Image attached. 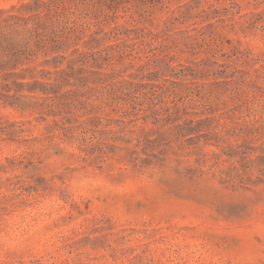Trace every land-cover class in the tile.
I'll return each instance as SVG.
<instances>
[{"label": "rangeland", "instance_id": "374dc122", "mask_svg": "<svg viewBox=\"0 0 264 264\" xmlns=\"http://www.w3.org/2000/svg\"><path fill=\"white\" fill-rule=\"evenodd\" d=\"M27 1L0 0V12ZM140 7L119 9L115 23L139 26ZM216 10L158 39L173 77L138 92L141 112L125 128L97 111L96 95L82 97L97 82L88 67L54 101L1 71L0 264H264V0H218ZM160 50L136 47L141 61L101 72L128 80L144 66L156 77ZM49 58L31 65L34 80L52 82L39 73L54 70Z\"/></svg>", "mask_w": 264, "mask_h": 264}, {"label": "trees", "instance_id": "16d2710c", "mask_svg": "<svg viewBox=\"0 0 264 264\" xmlns=\"http://www.w3.org/2000/svg\"><path fill=\"white\" fill-rule=\"evenodd\" d=\"M130 2H136L141 6L142 13H138L139 26L133 25L137 21H134L132 16H130L131 23H115L117 11L121 9L125 12ZM217 4L218 0L203 3L189 0L184 5L170 10L167 0H29L22 2L9 11L0 12V91L1 71L6 69L10 73L6 74L5 78L8 79L9 76L15 79L12 83L18 88L27 87L28 92L31 93L39 90L38 92H41L46 99L54 101L57 94L54 90L61 89L62 83L69 87L70 80H79L77 77L85 72V67L86 69L88 67L94 70L89 71V75H96L97 82L93 87L84 85L88 92L82 94V97L87 94L96 95L97 111L103 113L109 110L112 114L120 115L119 122L125 128V125L133 121L128 120L125 123L122 118H135L137 115L132 112L136 114L141 112L140 105L134 101L136 97L138 99L136 96L138 92L145 90V93H142L145 97L149 88L159 87L162 85L160 82L164 83L168 81L166 78L173 77L172 72L175 67L171 65L174 61V57L170 54L171 49L158 39L161 36H169L171 26L175 24L190 23L201 15L205 16L204 22H207L208 13L218 14ZM154 9H158L161 15L156 25L152 18ZM3 14L5 15L1 18ZM216 18L213 16L211 20ZM211 26H213L212 23L206 25V27ZM153 43L161 49L158 55H154L152 61L157 68L160 66V70L155 72L156 77L140 75L138 72H141L144 66H138L135 72L128 76V80L123 76H115L114 71L111 74L101 72L104 65L109 66L112 62L141 61L140 57L132 55L134 48L139 46L152 48ZM47 57L51 58L43 60L42 64L45 66L52 64L54 70H41L39 73H42V78L52 79V82L40 83L33 79L31 74L35 72L36 66L31 65L39 58ZM15 70L18 72H13ZM27 74H30L29 79L33 81L19 83L18 81L26 80ZM79 88L81 87L77 86L75 90H66L64 95L74 96L79 92ZM91 118L88 120L89 127L97 128L102 118L97 115ZM66 123L70 126L71 119H66ZM54 124L57 125L58 122ZM84 125L81 123L80 127H83L86 133L91 131ZM176 127L181 128L180 125ZM63 129L70 132L73 130L72 127ZM138 129L144 132L142 126ZM186 132L190 134L192 131ZM122 140L117 138L112 142L128 144L127 141ZM111 147L116 148L115 145Z\"/></svg>", "mask_w": 264, "mask_h": 264}]
</instances>
